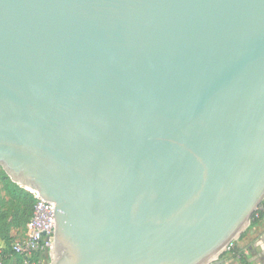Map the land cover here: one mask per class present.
<instances>
[{
	"label": "water",
	"instance_id": "1",
	"mask_svg": "<svg viewBox=\"0 0 264 264\" xmlns=\"http://www.w3.org/2000/svg\"><path fill=\"white\" fill-rule=\"evenodd\" d=\"M0 167L51 264H222L264 200V0H0Z\"/></svg>",
	"mask_w": 264,
	"mask_h": 264
},
{
	"label": "built area",
	"instance_id": "2",
	"mask_svg": "<svg viewBox=\"0 0 264 264\" xmlns=\"http://www.w3.org/2000/svg\"><path fill=\"white\" fill-rule=\"evenodd\" d=\"M27 192L33 196L32 214L10 244L11 255L7 259L18 257L21 264H43L44 258L50 256V244L54 240V206L41 199L37 193ZM256 212L264 215V206H259ZM235 243L229 245L226 253L230 252ZM4 251L5 247L0 244V264L5 262ZM241 255L246 258L243 253ZM241 255L231 261H239ZM246 264L252 263L247 260Z\"/></svg>",
	"mask_w": 264,
	"mask_h": 264
},
{
	"label": "rangeland",
	"instance_id": "3",
	"mask_svg": "<svg viewBox=\"0 0 264 264\" xmlns=\"http://www.w3.org/2000/svg\"><path fill=\"white\" fill-rule=\"evenodd\" d=\"M2 172L4 173V171L0 167V238L3 237L7 242L11 244L18 236L19 231H21L23 227L22 224L26 220L22 217L17 223H15L14 215L16 214V212H18V210L20 211V214H22L28 204L24 201L15 202L11 200L8 192L6 191L7 186L5 180L2 178ZM4 177H7L8 179H6L10 181L9 177L6 174ZM27 193L33 201V196L29 192ZM262 205L264 206V200L262 201L260 206ZM244 231H264V220L254 226L248 225ZM218 261H222V264H246L247 262L246 258L244 261H231L228 259V254L226 252H224L218 258ZM43 264H51V257L46 256L43 260Z\"/></svg>",
	"mask_w": 264,
	"mask_h": 264
},
{
	"label": "trees",
	"instance_id": "4",
	"mask_svg": "<svg viewBox=\"0 0 264 264\" xmlns=\"http://www.w3.org/2000/svg\"><path fill=\"white\" fill-rule=\"evenodd\" d=\"M5 174L2 172V178L5 180L6 182V191L8 192L9 194V197L11 198L12 201H15V202H26L28 204V206L26 207L25 211L22 212V214H20V211L18 210V212H16V214L14 215V221L15 223H17L22 217L24 219H26L24 221V223L22 224V226H24V224L29 220L31 214H32V199L31 197L28 195V193L21 189L20 187H18L17 185H15L14 183H12L11 181H8L5 177ZM264 220V215L261 213V212H256L254 213V215L252 216L251 218V222H250V225L251 226H254L258 223H260L261 221ZM0 244H2L4 247H5V251H4V257H5V260L7 258H10L9 256L11 255V251H10V243L7 242L3 237L0 238ZM241 251L240 249L237 247L236 243L234 244V246L231 248L230 252H228V259L229 260H234V258L237 256V255H241ZM16 259V264H21V261L20 259L17 257H15ZM245 258L242 257L241 255V258L239 259V261H244Z\"/></svg>",
	"mask_w": 264,
	"mask_h": 264
},
{
	"label": "crops",
	"instance_id": "5",
	"mask_svg": "<svg viewBox=\"0 0 264 264\" xmlns=\"http://www.w3.org/2000/svg\"><path fill=\"white\" fill-rule=\"evenodd\" d=\"M236 245L246 260L252 264H264V231H244ZM4 264H16V259H6Z\"/></svg>",
	"mask_w": 264,
	"mask_h": 264
}]
</instances>
